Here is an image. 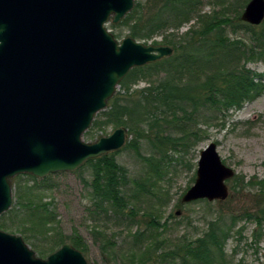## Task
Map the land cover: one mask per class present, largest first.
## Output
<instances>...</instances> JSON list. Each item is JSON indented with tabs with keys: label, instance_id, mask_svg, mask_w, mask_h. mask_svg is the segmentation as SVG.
Here are the masks:
<instances>
[{
	"label": "rangeland",
	"instance_id": "obj_1",
	"mask_svg": "<svg viewBox=\"0 0 264 264\" xmlns=\"http://www.w3.org/2000/svg\"><path fill=\"white\" fill-rule=\"evenodd\" d=\"M202 1L198 7L202 13L222 12L228 8L225 5L223 8L218 0ZM225 12L232 15L231 9ZM117 24L109 23L107 27L121 40L130 31L126 26H111ZM196 24V18H193L179 29L171 27L152 39L140 41L172 46L173 53L168 56L171 57L176 50L165 42V35L175 33L178 38ZM223 36L249 43L246 31L233 32L230 25L224 27ZM246 67L262 74L264 84L262 61H249ZM159 76H164V73ZM159 76H154L153 80ZM146 86H149L148 81L140 80L131 85V90ZM116 95L128 99L121 85ZM107 110L108 105L96 114L93 122L102 120L103 111ZM167 112L158 111V124L147 122L139 126V131L145 134L143 137L131 134L125 126L128 128L125 145L114 151L116 161L127 170L126 183L121 188L128 202L124 211H115L107 203L100 204L93 191L92 167L80 168L87 160L75 171L48 175L47 187L37 190L30 187L34 181L23 175L20 192L17 195L13 186V204L1 220L10 229H0L22 236L42 258H47L48 254L40 251L48 252L53 248L58 234L69 237L77 232L86 246V251L82 252L89 264H191L173 251L182 243L202 236L209 222L219 215L240 216L245 210L253 212L260 204L264 205V91L240 109L231 108L225 113L211 106L202 108L191 119L183 118L182 111L175 115ZM114 128L113 125L95 128L92 123L83 139L94 142ZM185 129L196 132L197 136L192 138L194 143L179 142L176 147L170 143L160 145L158 137L171 135L180 138ZM135 137L139 139L141 154L153 158L157 166H152L134 148L127 146ZM211 142L217 144L222 160L235 172L226 181L229 195L225 200L184 202V194L196 180L200 152ZM154 143L161 146V150H154ZM248 181L253 183L246 185ZM261 181L262 186L259 184ZM234 185L237 186L235 189ZM29 199L33 203H49L50 209L55 210L56 220L44 225L30 219L31 209L20 204L27 203ZM255 230H259L256 222L239 219L225 242L224 254L218 255L219 261L215 260L214 264H264V230H259L258 237H255Z\"/></svg>",
	"mask_w": 264,
	"mask_h": 264
},
{
	"label": "water",
	"instance_id": "obj_2",
	"mask_svg": "<svg viewBox=\"0 0 264 264\" xmlns=\"http://www.w3.org/2000/svg\"><path fill=\"white\" fill-rule=\"evenodd\" d=\"M135 0H0V216L13 204V179L72 172L87 160L123 148L128 128L118 126L85 141L128 72L168 57L173 47L107 27L132 11ZM241 19L264 21V0H249ZM234 170L217 144L201 152L195 183L184 202L225 200ZM0 264H89L66 242L47 258L22 236L0 229Z\"/></svg>",
	"mask_w": 264,
	"mask_h": 264
},
{
	"label": "trees",
	"instance_id": "obj_3",
	"mask_svg": "<svg viewBox=\"0 0 264 264\" xmlns=\"http://www.w3.org/2000/svg\"><path fill=\"white\" fill-rule=\"evenodd\" d=\"M202 2V0L136 1L133 10L120 23L111 25L113 28L126 26L130 36L147 41L171 27L179 29L193 18H196L197 23L178 38L175 33L165 35V42L172 44L176 50L173 56L134 67L128 72L120 83L128 99L116 95L109 100L108 110L103 111V119L93 122L95 128L109 125L116 128L124 125L129 128L131 134H136L140 138L145 134L139 131V126L147 122L150 125L158 124V111L163 113L170 111L173 115L182 111L183 118L191 119L202 108L208 106L222 113L231 108L240 109L244 103L256 99L263 93V75L248 69L246 63L249 61L264 63V21L259 25L242 21V10L248 0H218L223 8L224 5L228 7L225 11L232 10V15L223 10L222 12L215 10L211 14L202 13L198 8ZM226 25H230L233 32L246 31L249 34V43L223 36ZM161 73H164V76H159ZM154 76H159V79L154 81ZM140 80L148 81L149 86L131 90V85ZM195 135V131L185 129L180 138L168 135L158 139L161 146L170 143L176 147L179 142L194 143L192 138ZM138 137L127 146L134 148L143 160L157 166L153 158L141 154ZM161 146L154 143V150H161ZM115 155L116 152H113L89 159L80 168L86 165L92 167L93 191L100 204L107 203L115 211H124L128 207V202L121 188L126 183L127 170L116 161ZM23 175L34 181L30 186L33 190L47 187L46 182L50 178L39 180L31 174L16 176L13 179V186L17 195L20 192V179ZM252 183L248 181L246 185ZM259 184L262 186L263 182ZM236 187L233 186L234 189ZM20 204L26 209H31L30 219L44 225L56 220L55 210L50 209L49 203H33L29 199L27 203ZM5 213L0 216V228L10 229L5 222H1ZM242 218L256 222L257 228L260 231L264 230V205L260 204L253 212L245 210L240 216L219 215L209 222L202 236L182 243L173 254H179L184 261L191 264H214V261H219L218 257L224 254L225 242L230 237L233 227ZM259 230L254 231L255 237H258ZM66 242H71L83 252L86 251L82 237L75 232L69 237L58 234L54 247L48 252L40 253L49 255Z\"/></svg>",
	"mask_w": 264,
	"mask_h": 264
}]
</instances>
